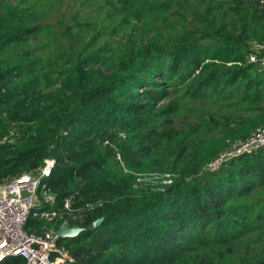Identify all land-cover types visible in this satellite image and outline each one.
Returning <instances> with one entry per match:
<instances>
[{"label": "trees", "instance_id": "16d2710c", "mask_svg": "<svg viewBox=\"0 0 264 264\" xmlns=\"http://www.w3.org/2000/svg\"><path fill=\"white\" fill-rule=\"evenodd\" d=\"M258 46L264 0H0V184L56 162L27 231L81 227L74 264H264V148L209 166L264 127Z\"/></svg>", "mask_w": 264, "mask_h": 264}, {"label": "built area", "instance_id": "2783aa9c", "mask_svg": "<svg viewBox=\"0 0 264 264\" xmlns=\"http://www.w3.org/2000/svg\"><path fill=\"white\" fill-rule=\"evenodd\" d=\"M262 51L260 59L264 67V46H258ZM258 56L252 54V62ZM264 148V127L252 135L246 142L231 146L230 150L210 163V168H216L223 160L233 155L251 152ZM120 159V156L118 155ZM56 162L47 159L38 176L24 174L0 184V264L12 258L22 257L27 264H74L76 258L70 251L59 244L61 237L58 230L46 229L41 233H29L26 225L29 217L51 219L55 211L47 212V204L53 203V197L46 192L43 183L51 176ZM64 208L70 209V199L66 198Z\"/></svg>", "mask_w": 264, "mask_h": 264}, {"label": "water", "instance_id": "95a60500", "mask_svg": "<svg viewBox=\"0 0 264 264\" xmlns=\"http://www.w3.org/2000/svg\"><path fill=\"white\" fill-rule=\"evenodd\" d=\"M102 220H98L95 223V226H98ZM82 228L79 226L70 227L67 224H64L59 230L58 234L61 238H74L82 232Z\"/></svg>", "mask_w": 264, "mask_h": 264}, {"label": "rangeland", "instance_id": "374dc122", "mask_svg": "<svg viewBox=\"0 0 264 264\" xmlns=\"http://www.w3.org/2000/svg\"><path fill=\"white\" fill-rule=\"evenodd\" d=\"M169 100H162V101H160V104H165V103H167Z\"/></svg>", "mask_w": 264, "mask_h": 264}]
</instances>
